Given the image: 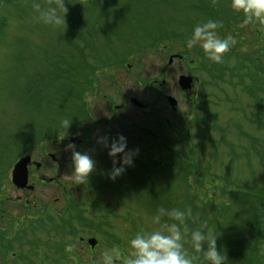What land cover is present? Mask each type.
Wrapping results in <instances>:
<instances>
[{
	"label": "rangeland",
	"instance_id": "374dc122",
	"mask_svg": "<svg viewBox=\"0 0 264 264\" xmlns=\"http://www.w3.org/2000/svg\"><path fill=\"white\" fill-rule=\"evenodd\" d=\"M64 2L67 9L65 25L53 27L34 19L32 0H1L0 193L14 188L10 181L12 163L17 155L27 150L41 134L48 130L62 132L61 121L64 119L71 120L69 126L74 129L76 126H71L74 116L84 109L87 112L90 108H96L98 113L95 115H106L103 101H97L93 106V99L89 94H93L94 91L91 90L97 87V81L98 87H103L100 89L112 94L111 82L115 80L127 97L134 96L153 102L156 111L143 116V123L147 128L153 127L155 132L154 119L161 122L167 119L166 128L159 125V133H163L160 138L162 142L167 141L170 147L167 151L177 155L186 152L187 155L191 147L194 150L192 156L198 163L197 168L187 177L183 176L184 163H180L183 158L180 154L174 157L178 159L174 166H165L164 172L158 170L159 173L156 174L160 163L169 165L167 160H170V155L164 152L165 147L162 144L157 152L154 145L152 146L153 141L148 137L141 141L139 146L153 147L150 149L151 154L144 152L142 155H135L132 166L125 168L122 178L137 185L139 183L136 181L143 179L147 187L140 183V192L130 186L123 189L127 198L133 196L132 199H135H125L128 206L123 210L124 215L118 219L123 226L122 232L118 228L112 233L126 240L123 241L127 250H124V255L129 254L128 240L137 230L158 227L151 223V217L157 208L164 207L167 199L166 209L190 207L193 216L198 217L195 221L187 219L192 220L190 230L199 227L200 222H205L208 227L213 228L215 235L222 236L223 247H217V251L222 248L232 251V248L241 245L237 240L249 230L245 223L246 217L249 216V205L245 201L237 200V196L231 191L254 184L264 188V130L257 128L260 122H264V109L263 114L254 115V122H251L244 117L243 111L249 115L253 110L248 95L225 86L217 89L205 79V74H201L203 85L195 81L187 92L176 85L180 74H192L195 78L199 75V63L195 61L191 67L186 61L193 55L196 56L193 48L198 52L201 48H187L186 37L191 35L196 24L205 21L208 12L219 14L222 9H227L228 0ZM40 3L47 6L53 4L54 0H40ZM207 5L208 10L203 8ZM233 16L236 17L237 14ZM237 24L241 28L238 35L241 34L248 41L246 47L249 46L254 51L258 49L257 53L260 54L261 45H264V25L256 22L245 23L244 19L241 24ZM245 24H249V27L243 26ZM254 29H257L260 35L258 40L255 39ZM227 34L232 35L229 30ZM183 50L186 51V59L178 61L173 58L169 63L170 55ZM262 60L264 62V53L260 63ZM136 71L139 72L138 78L146 82L137 83ZM110 73L112 76H102ZM154 79H165V82L162 87L160 85L151 90L148 82ZM154 91L166 92L179 98L181 112L172 114L162 94L155 95ZM132 108L135 107H127V118L133 119L134 116L137 118L143 115ZM127 128L130 137L131 129ZM105 162L107 168L110 160L106 159ZM69 171L70 167H67L65 174ZM186 184L192 186L191 193L195 195L193 202L189 199L190 195H187ZM104 187L111 192V196L116 190L123 188ZM150 192L151 196L156 192L160 194L154 206L145 199L149 198ZM164 192L166 196H163ZM15 194L17 192L11 189V197ZM36 195L49 199L58 194L52 188L40 187L30 193L29 198ZM212 201L225 204L226 209L223 206L222 210L218 209V204L212 207L209 204ZM125 203H112L110 206L116 212L121 209L120 205ZM11 208L15 211H27V208L20 204H12ZM200 209L201 211H198ZM214 216L217 219H214ZM114 222V219L111 220V223ZM56 241L52 242L56 244ZM185 242L187 252H194L190 239ZM13 249L16 253L12 254V250L6 257L15 259L18 264H26L19 247L14 245ZM84 252L86 254V251ZM34 259L37 260V257ZM237 261L236 258H227L226 264H236ZM199 262L207 264L203 256Z\"/></svg>",
	"mask_w": 264,
	"mask_h": 264
},
{
	"label": "flooded vegetation",
	"instance_id": "af4514ba",
	"mask_svg": "<svg viewBox=\"0 0 264 264\" xmlns=\"http://www.w3.org/2000/svg\"><path fill=\"white\" fill-rule=\"evenodd\" d=\"M135 73L137 83L141 84L138 78L139 72ZM102 76H112V73ZM98 82H96L97 87L91 90V92L94 91L93 94L89 96L93 99V106L97 101H103L106 115H95L98 113L96 108H90L87 112L84 109L81 114L78 111L79 116L74 118L71 126L80 128V131L76 127H73L74 129L69 127L70 132L57 133L49 140L40 135L35 144L31 143L29 148L18 154L13 161L14 165L21 157L28 158L27 185L31 188L27 186L17 188L12 185L14 188L6 189V193L4 191L0 193V264H18L15 259L6 257L9 251L14 250V245L19 247L20 254L26 259V264H92L93 260L112 244L118 246L123 254L127 251L123 242L125 240L112 233H115L118 228L122 232L123 226L118 219L124 215L123 210L128 206L126 200L135 199H132L133 196L127 198L123 189L130 186L140 192L142 181L135 180L139 183L138 185L128 179L129 182H127L125 178H122L123 173L115 180L109 179L107 168L112 165L107 155L108 149L97 140L98 137L107 136L110 142L120 134L127 140L125 151L137 150L135 155L139 153L142 155L144 152L150 153V149H153L150 146H139L141 141L148 137L153 141L152 146L154 145L157 151L161 144L168 143L162 142L160 136L163 133H159V125L165 128L168 126L167 119L163 122L154 119L156 127L154 132L153 127L147 128L143 123L145 114L156 111L153 102L140 100L134 96L127 97L115 80L111 82L112 94H107L100 89L103 88L102 86L98 87ZM164 82L165 79L161 81L154 79L148 82V87L155 90L160 85L162 87ZM160 94L163 98L167 95L166 92H155V95ZM91 99L86 98L88 101ZM178 100L179 98H177L176 110H171L172 114L181 112ZM83 103L85 104L86 101L84 100ZM128 106L135 107L132 109L140 111L143 115L137 118L134 116L133 119L127 118ZM127 127L131 129L130 137H128ZM69 142L76 145V150L86 151L96 162L95 170L89 175L88 182L85 181L81 185H73L63 179L65 170L70 167V151L65 150ZM106 159L110 160L107 168L105 167ZM116 159L119 161V155ZM104 186L123 188L116 190L111 196V192ZM40 187L52 188L58 195L49 199L38 195L29 198L30 193ZM11 189L17 192L14 197H11ZM124 201L126 203L123 206L120 205L119 211L115 212L110 206L112 203L119 204ZM12 204H20L23 208H27V211L12 210ZM113 219L115 222L111 223ZM54 240H57L56 244L52 242ZM117 242L120 244H116ZM68 248L71 250L68 251ZM11 253L15 254L16 251ZM34 257H37V260Z\"/></svg>",
	"mask_w": 264,
	"mask_h": 264
},
{
	"label": "clouds",
	"instance_id": "9594fccd",
	"mask_svg": "<svg viewBox=\"0 0 264 264\" xmlns=\"http://www.w3.org/2000/svg\"><path fill=\"white\" fill-rule=\"evenodd\" d=\"M228 6L233 12L243 16L245 23L264 25V0H228ZM32 9L37 22L53 27L65 25L67 9L64 0H54L53 4L47 6H42L40 0H32ZM217 27L218 21L212 19L196 24L191 35L186 37L185 46L189 49L199 46L209 60L221 63L235 44V38L231 35H219ZM70 122L68 119L61 121L64 130ZM97 142L108 149L107 155L112 165L107 173L109 179L115 180L126 167L132 166L137 150L125 151L126 137L118 134L110 142L107 136L98 137ZM65 150L70 151V171L63 175V179L73 185L88 182L89 175L95 170V160L87 152L76 150V145L72 142L65 146ZM118 155L119 161L116 159ZM164 217L168 219L163 220ZM188 218L198 220L190 207H159L151 217V223L158 227L137 230L128 240V255H124L118 246H113L105 248L92 264H196L199 257L189 255L185 249L184 242L188 239L194 251L202 253L207 264H226L225 254L217 251L218 236L214 234L213 228L200 222L199 227L190 230L186 222ZM67 250L70 251L71 248Z\"/></svg>",
	"mask_w": 264,
	"mask_h": 264
},
{
	"label": "trees",
	"instance_id": "16d2710c",
	"mask_svg": "<svg viewBox=\"0 0 264 264\" xmlns=\"http://www.w3.org/2000/svg\"><path fill=\"white\" fill-rule=\"evenodd\" d=\"M203 8L208 10L209 6L207 5ZM233 14H237V16L234 17ZM209 19L218 21L219 27L216 29V31L219 35H228L227 30H229L232 33L231 36H233L234 38L238 36L237 38H235V44L225 54V57L221 63L212 62L204 55L202 49L198 52L193 47V52L194 54H196V56H194L192 53L194 57L192 56L188 58L186 62H188L191 67L194 66L195 61L199 63L200 66L199 68H197V74L199 75L195 79L196 81H199V85L203 82L201 74H205L207 76V78L205 79H208L209 82H211V84L217 89H221L225 86L229 88H234L237 91H240V93L248 95L251 100L253 110L249 112V115L245 110H243L244 117L246 116L247 119H250L251 122H254L252 120L254 115L263 114L262 112L264 109L263 60L260 63V58L264 53V45H261L262 52L260 54L257 53V51H259L258 49H255L256 51H254L250 49L251 47H246V45H248V41L244 39L241 34L238 35V30H241V28H239L240 26L237 24L239 22L241 24V21L244 18L240 14L234 13L229 6L227 9H222L219 14L208 12L207 16H205V21ZM249 24H253V22H249ZM249 24H245L243 26L249 27ZM254 30H256L255 39L258 40V38H260V35L258 34L257 29ZM155 43H157L156 38ZM179 54L183 55V58L186 59L187 54L185 50L181 51ZM67 128H69V126ZM67 128L63 130L64 128L62 127L60 129L62 132H68L69 129ZM257 128L259 130H264V122H260ZM52 133L55 134L53 130H48L46 133L41 135L46 138L49 137ZM193 152V148H189V152H187L188 154H183V158L180 157L182 158L180 163H184V166L182 167L184 169L183 176H187L194 170V168H197L198 163L194 160L192 156ZM175 156L179 155L173 153L171 155L170 162H168L169 165H166L174 166L177 162V159H174ZM163 166L164 165H162L161 163L157 166L156 174L159 173L158 170L164 172L165 167ZM144 183L147 187L145 180ZM198 183L201 182L198 181ZM186 187L187 195H190L189 199L191 202H193L195 195L191 193L192 190L189 185L186 184ZM226 192L227 191H225V193ZM231 193L237 196V200H241V202L245 201V203L249 205V210L247 211L249 213V216L246 217L245 221L246 228H248L249 230L246 233L241 234V236L237 240V242L241 245L237 246L236 248H232V251H225L224 254L226 253L228 259H230L232 256L237 257L236 259L238 261L236 264H264V188L257 187L255 184L252 186L246 185L239 187L236 190H232ZM159 195L160 194L156 192L153 193V196H151L150 192L149 198L145 199L151 206H154L156 204L155 200L160 197ZM166 195V192H164L163 196ZM167 201L168 199L164 203V208H166L167 206ZM203 203L205 202L203 201ZM209 204L212 207L218 204V209L222 210V206L224 207V209H226V205L222 203H214L212 201ZM198 211H201V209ZM186 222L190 223H188V226H192V220H186ZM184 243L186 244V242ZM188 254L190 255L191 252L189 251ZM198 256L202 257L203 255ZM200 257L198 261L200 260ZM198 261L197 264L200 263H198Z\"/></svg>",
	"mask_w": 264,
	"mask_h": 264
},
{
	"label": "water",
	"instance_id": "95a60500",
	"mask_svg": "<svg viewBox=\"0 0 264 264\" xmlns=\"http://www.w3.org/2000/svg\"><path fill=\"white\" fill-rule=\"evenodd\" d=\"M192 78L190 76L181 75L178 78V83L182 89H187L191 86ZM170 106L175 109L176 101L173 97H167ZM27 157H23L16 162L12 168L11 181L17 187H24L27 182L26 162Z\"/></svg>",
	"mask_w": 264,
	"mask_h": 264
}]
</instances>
